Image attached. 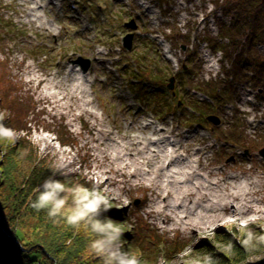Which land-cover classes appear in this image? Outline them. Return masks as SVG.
Instances as JSON below:
<instances>
[{
  "label": "rangeland",
  "instance_id": "374dc122",
  "mask_svg": "<svg viewBox=\"0 0 264 264\" xmlns=\"http://www.w3.org/2000/svg\"><path fill=\"white\" fill-rule=\"evenodd\" d=\"M56 1L60 3L58 9L48 0H0V112L5 113L4 127L16 134L11 141L5 139L8 144L27 141L41 157L52 161L59 174L71 175L75 184L104 192L112 207L108 214L124 231L122 250L137 254L141 264H147L143 247L153 246V242L161 244L154 264H207L204 251L208 247L229 249L220 240L226 234L237 238L244 253L243 259L232 257L233 264H264V156L259 153L264 148V68L262 75H257L259 67L245 57L242 45L251 34H247V28L242 32L241 44L224 41L227 60H216V48L198 46L196 40L198 33L208 37L205 26L209 35L216 38V19L227 22L234 17L235 8L228 9L232 4L222 0L223 12L218 9L213 15L210 3L214 2L216 9L220 0H130L129 9L116 0ZM69 4L76 5V9H69ZM79 14L82 19H78ZM131 18L138 29L128 51L120 38L129 30L122 27L123 22ZM150 33L163 37V45L152 40ZM187 35L188 49L179 50L181 37ZM166 44L177 60L178 70L187 60L191 64L182 80L186 84L182 91L178 87L180 77L163 59L162 48ZM192 46L194 52L189 49ZM254 48L264 58V44ZM236 54H242L246 72L244 75L239 71L232 79V58ZM78 56L90 60L87 76L73 68ZM137 64L147 67V75L149 70L153 72L158 83L146 75L139 79L142 74L134 72ZM173 73L174 91L179 97H174L166 85L161 87V82H167ZM201 80L213 82L208 86L216 89L211 91L212 99L224 84L229 85L224 89L230 91V100L224 98L215 105L211 98L189 88L198 87ZM6 91L5 104L2 97ZM16 95L21 96L18 103ZM13 97L16 102H11ZM197 98L210 101L213 114L220 117L221 123H198L202 117L188 103L199 101ZM249 98L254 100L253 105L247 101ZM177 100L182 101L179 106ZM235 120L236 141L226 134ZM148 122L155 130L146 125ZM160 128L165 129L157 134ZM167 136L170 140L176 138L179 144L174 157L168 150L171 147H166ZM58 139L66 144L61 146ZM182 153L194 162L198 173L206 175L203 180L187 178L185 184L180 181L188 171L177 159ZM17 169L5 172L3 164L0 167L1 201L10 197L11 183L6 182L14 172L16 175L22 170L20 166ZM181 186H188L187 191L194 196L161 201L167 195L184 193L179 190ZM243 187V194L232 202L236 211L243 213L230 217L222 211L208 229L195 227L203 228L204 217L209 215L212 219L218 213L210 212L211 201L218 200L222 207L221 203L231 200L227 194H235ZM136 200L138 203L134 204ZM175 201H180V206H175ZM252 203L254 206L250 207ZM31 223L40 224L29 215L20 224L30 238L43 234L52 237L53 227L45 229V221L36 230L29 227ZM137 227L142 231V249L128 243L131 230ZM65 237L69 239L68 235ZM76 237H80L83 253L104 260L90 251L93 239H88L83 229L74 230L73 240ZM171 244L180 247L167 254Z\"/></svg>",
  "mask_w": 264,
  "mask_h": 264
},
{
  "label": "trees",
  "instance_id": "16d2710c",
  "mask_svg": "<svg viewBox=\"0 0 264 264\" xmlns=\"http://www.w3.org/2000/svg\"><path fill=\"white\" fill-rule=\"evenodd\" d=\"M225 2L232 4V8H228L229 10L235 8V19L230 22L229 26L223 25L221 27L220 36H226L228 39L233 40L237 36L238 31L240 32L246 26L247 28H252L250 37H253L254 41H264V2L261 0H225ZM252 48L253 43L250 40L247 45L248 55H252ZM225 94V89H222V93L218 97L214 96L215 101L218 102ZM191 105L203 114L208 113L210 111L209 108H211L204 101L191 102ZM227 135L236 138L233 130L227 131ZM0 151H3L1 157L5 158L0 159V167L3 164L5 172L10 169L17 171L19 166L22 168L16 175L14 172L6 182L8 184L11 183V189H9L11 195L8 200L7 198L5 201L0 200V260L4 259L0 264H104L103 259H95L91 253H83L81 251L83 247H79L80 243L78 242L80 237L75 238L77 241L73 240L72 235L75 229L67 225L65 221L60 220L58 224H54L52 219L48 217L47 210L37 212L30 206L39 195L37 190L45 179L55 173V179L61 180L68 186H74L75 183L72 176L56 172L52 161L41 157L37 148H33L27 141H18L17 145L14 143L10 145L7 140L0 139ZM2 178L0 174V181ZM6 183H2V185H6ZM13 184L15 186H12ZM28 215L38 220L40 224L45 221V229L52 226L53 230H50L52 237L46 238L43 234L30 238L20 225L21 219L28 217ZM105 217L112 219L110 212L109 214L108 212L102 213L101 218ZM40 224L31 223L29 227L34 230L37 228L41 229L42 225ZM56 226H59L60 229H57ZM130 234L132 237L130 240L128 239V243L142 249L140 247V245L142 246L140 240L141 228L137 227L131 230ZM65 235H68L69 239H66ZM86 237L88 239L96 238L90 232H86ZM220 240L226 243L229 249L218 251V249L208 247L204 251V261L207 264H233L231 261L232 257L239 260L238 257L241 256L242 258L240 259H243L242 245L237 242V238L226 234ZM178 247L180 245L171 244L165 252L167 254L177 252ZM143 248L146 249L144 251L145 255H143V258L147 260L146 263L154 264L161 244L153 242V246L148 245ZM141 253L142 251L139 254L140 257Z\"/></svg>",
  "mask_w": 264,
  "mask_h": 264
},
{
  "label": "clouds",
  "instance_id": "9594fccd",
  "mask_svg": "<svg viewBox=\"0 0 264 264\" xmlns=\"http://www.w3.org/2000/svg\"><path fill=\"white\" fill-rule=\"evenodd\" d=\"M4 117L5 113L0 112V139L11 141L16 134L4 127ZM55 176L54 173L44 180L37 190L39 195L30 206L37 212L47 210L54 224L63 220L77 232L83 229L92 233L96 238L91 241L89 249L104 258V264H141L137 254L122 250L124 231L120 223L101 218L102 213L112 208L104 192L79 183L70 187Z\"/></svg>",
  "mask_w": 264,
  "mask_h": 264
},
{
  "label": "bare ground",
  "instance_id": "6f19581e",
  "mask_svg": "<svg viewBox=\"0 0 264 264\" xmlns=\"http://www.w3.org/2000/svg\"><path fill=\"white\" fill-rule=\"evenodd\" d=\"M69 73V72H68ZM77 73H79V74H82V73H80L79 72V70L77 71ZM151 127H153V126H151ZM153 129L155 130V127H153ZM154 132V131H153ZM153 132H151V133H153ZM155 133V132H154ZM160 133H162V130L160 129V130H158L157 131V134H160ZM155 143V142H154ZM171 144L170 143H166V147H168V146H170ZM172 147V157H174L176 154H177V149H178V147H179V144L178 143H176V144H174V145H171ZM178 156H179V154H178ZM178 159V158H177ZM194 162L193 161H185V163L183 164V165H185V167H186V169H188V171H186V172H184L183 174L184 175H187L186 177H184V179H181L180 181L182 182L183 181V183L185 184V182H187L186 181V179L187 178H191L192 180H198V181H200V180H203V178H202V176H200L199 174H198V172L196 171L197 169H196V167L194 168V165L195 164H193ZM174 174H175V176L176 175H179V172H173ZM204 176H206L205 174H204ZM203 176V177H204ZM205 187V186H204ZM204 187H202L203 189H204ZM239 187H241V186H238V188ZM245 187V186H244ZM244 187L242 188V189H240V190H238V192L237 193H235V194H233V193H231V194H227L228 196H229V198L231 199L230 201L229 200H227V201H225V202H223V203H221V205H222V207H220V203L218 202V200L217 201H211V209H210V212L212 213V212H218L217 214H214L213 215V218L211 219V216H210V218H208L209 217V215H206L205 217H204V219H203V221L201 222V224L203 225V228H200V227H198V226H195L198 230H204L205 228H207L208 229V225L210 224V222L211 221H214V220H217V219H219L220 217H221V213H222V211L224 212V211H226L227 212V214L229 215L230 214V217L231 216H233V215H235V214H239V213H243L242 211H236V208H235V206H233L232 205V202L235 200V199H238L239 197V195L240 194H243V190H244ZM187 188H188V186L186 187H183V186H181L180 187V189L179 190H181V192H183V191H185L184 193H180L179 192V194H176V195H174V196H169V195H167V197H162V199H161V201H163L164 202V200L165 199H172L173 197H176L177 198V200L180 198L181 200L183 199H185L186 197H187V199H188V197L189 196H194V193L193 192H189V191H187ZM163 194H161V196H162ZM176 202H178V205H175V206H180V204H181V202L180 201H175L174 203H176ZM161 204L162 203H157V206L160 208L161 207ZM229 204H230V207H231V211L229 210L230 209V207H229ZM207 205H209V203H207ZM254 205H253V203L252 204H250V207H253ZM182 207V206H181ZM204 208V207H203ZM195 210V207H194V209H193V211ZM257 210V209H256ZM193 211L191 212V214L193 213ZM210 213V214H211ZM225 213V212H224ZM183 217H185V216H183ZM225 216H223V218H224ZM222 220H225V219H222Z\"/></svg>",
  "mask_w": 264,
  "mask_h": 264
},
{
  "label": "water",
  "instance_id": "95a60500",
  "mask_svg": "<svg viewBox=\"0 0 264 264\" xmlns=\"http://www.w3.org/2000/svg\"><path fill=\"white\" fill-rule=\"evenodd\" d=\"M128 25H130V27H134L133 23L125 24V26H128ZM131 37H132V34L129 33L126 36H124V38H123V42H124L125 46L128 47V48L130 47ZM78 62L82 63L83 69H85L87 67L86 60H83V59L80 58V59H78ZM172 82H173V79L171 78L170 79V83L168 85L170 88H172ZM207 119L212 121L214 124H218L219 123V118L214 116V115L208 116ZM260 154H262L264 156V149L260 150ZM136 203H137V201H136ZM3 261H4V259H1L0 263L3 262Z\"/></svg>",
  "mask_w": 264,
  "mask_h": 264
}]
</instances>
